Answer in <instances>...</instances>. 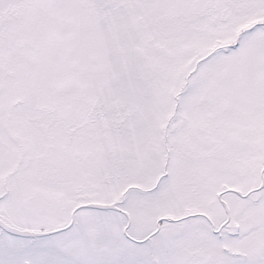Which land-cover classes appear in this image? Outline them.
<instances>
[{"label":"snow or ice","instance_id":"1","mask_svg":"<svg viewBox=\"0 0 264 264\" xmlns=\"http://www.w3.org/2000/svg\"><path fill=\"white\" fill-rule=\"evenodd\" d=\"M0 264H264V0H0Z\"/></svg>","mask_w":264,"mask_h":264}]
</instances>
